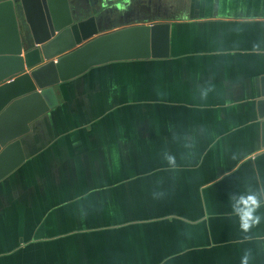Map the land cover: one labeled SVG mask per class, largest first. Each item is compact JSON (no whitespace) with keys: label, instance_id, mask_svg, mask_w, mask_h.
I'll use <instances>...</instances> for the list:
<instances>
[{"label":"crops","instance_id":"obj_1","mask_svg":"<svg viewBox=\"0 0 264 264\" xmlns=\"http://www.w3.org/2000/svg\"><path fill=\"white\" fill-rule=\"evenodd\" d=\"M150 1L171 24L170 57L94 68L57 89L26 161L0 182V264H264L250 160L264 0L130 6L151 12ZM250 195L259 222L245 230Z\"/></svg>","mask_w":264,"mask_h":264},{"label":"water","instance_id":"obj_2","mask_svg":"<svg viewBox=\"0 0 264 264\" xmlns=\"http://www.w3.org/2000/svg\"><path fill=\"white\" fill-rule=\"evenodd\" d=\"M99 16L75 0L0 1V182L26 161V136L59 106L61 85L94 68L170 57V22L110 28ZM254 110L260 142L250 160L264 199V74Z\"/></svg>","mask_w":264,"mask_h":264},{"label":"flooded vegetation","instance_id":"obj_3","mask_svg":"<svg viewBox=\"0 0 264 264\" xmlns=\"http://www.w3.org/2000/svg\"><path fill=\"white\" fill-rule=\"evenodd\" d=\"M1 1H4V0H1ZM75 1H77L78 3L80 2V3L86 4L84 0H75ZM150 2H151L150 9H152L151 12L150 11L149 12H142V11H140V9H136V8L132 9L133 7L130 6L131 0H129V2L127 4L129 6H127L128 8L126 11L125 10L121 11V9H120V10H118V11L116 10L114 12H112V11L100 12L99 9H97L95 7L93 8L92 5H91V8L96 9L97 13H100L99 18L103 22L104 26H109L110 28H114L115 26L120 25V23H122V25H127V24H135V23H146V22H152V21H157V20L160 21L159 19L167 16L165 11L160 12L161 10L159 11V9H156L153 6L154 5L153 1H150ZM120 21H122V22H120ZM59 103H60V101H59ZM36 126H38V122L36 124H34V127L31 130V132L28 134V136L34 135V132H35L34 130L36 129ZM30 142L31 141L27 140V136H26L24 146H27L30 144L29 146L31 147L33 142H31V143ZM33 146H34V144H33Z\"/></svg>","mask_w":264,"mask_h":264},{"label":"clouds","instance_id":"obj_4","mask_svg":"<svg viewBox=\"0 0 264 264\" xmlns=\"http://www.w3.org/2000/svg\"><path fill=\"white\" fill-rule=\"evenodd\" d=\"M239 203L243 205V210L241 212V227L247 230L253 224L259 222V217L253 216V212L259 207V203L256 197L252 195L248 196L246 199L242 198Z\"/></svg>","mask_w":264,"mask_h":264},{"label":"rangeland","instance_id":"obj_5","mask_svg":"<svg viewBox=\"0 0 264 264\" xmlns=\"http://www.w3.org/2000/svg\"><path fill=\"white\" fill-rule=\"evenodd\" d=\"M103 6V5H102Z\"/></svg>","mask_w":264,"mask_h":264}]
</instances>
